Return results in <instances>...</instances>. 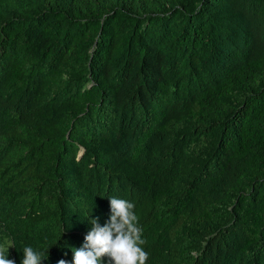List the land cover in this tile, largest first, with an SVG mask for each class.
Segmentation results:
<instances>
[{"label": "trees", "instance_id": "16d2710c", "mask_svg": "<svg viewBox=\"0 0 264 264\" xmlns=\"http://www.w3.org/2000/svg\"><path fill=\"white\" fill-rule=\"evenodd\" d=\"M109 196L146 264H264V0H0L7 258L71 261Z\"/></svg>", "mask_w": 264, "mask_h": 264}, {"label": "clouds", "instance_id": "9594fccd", "mask_svg": "<svg viewBox=\"0 0 264 264\" xmlns=\"http://www.w3.org/2000/svg\"><path fill=\"white\" fill-rule=\"evenodd\" d=\"M134 208L130 200L109 196L105 222L101 224L98 217H89L91 227L82 244L72 247V260L59 259L56 264H146L149 253L142 247L145 241ZM9 245L13 244L0 245V264H16L15 260L7 258ZM48 247L24 245L20 264H41L48 257Z\"/></svg>", "mask_w": 264, "mask_h": 264}]
</instances>
